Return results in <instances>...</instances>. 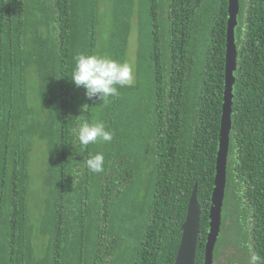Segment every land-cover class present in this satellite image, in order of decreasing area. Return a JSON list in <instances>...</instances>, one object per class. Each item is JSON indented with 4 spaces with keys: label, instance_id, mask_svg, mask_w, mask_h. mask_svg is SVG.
<instances>
[{
    "label": "trees",
    "instance_id": "obj_1",
    "mask_svg": "<svg viewBox=\"0 0 264 264\" xmlns=\"http://www.w3.org/2000/svg\"><path fill=\"white\" fill-rule=\"evenodd\" d=\"M238 5L222 206L244 224L221 211L212 264H264V0ZM227 18L228 0H0V264H174L195 185L203 264ZM79 53L129 63L132 85L87 99L70 81ZM81 120L111 142L82 147Z\"/></svg>",
    "mask_w": 264,
    "mask_h": 264
},
{
    "label": "water",
    "instance_id": "obj_2",
    "mask_svg": "<svg viewBox=\"0 0 264 264\" xmlns=\"http://www.w3.org/2000/svg\"><path fill=\"white\" fill-rule=\"evenodd\" d=\"M238 0H228L226 50L224 69V92L216 158L215 179L209 207V224L206 236L203 264H212L213 249L221 226V211L226 185L227 152L231 127L232 87L236 66L235 27L237 25ZM200 226V203L197 201L196 185L191 192L185 220L180 227L181 239L174 264H195L196 247Z\"/></svg>",
    "mask_w": 264,
    "mask_h": 264
},
{
    "label": "clouds",
    "instance_id": "obj_3",
    "mask_svg": "<svg viewBox=\"0 0 264 264\" xmlns=\"http://www.w3.org/2000/svg\"><path fill=\"white\" fill-rule=\"evenodd\" d=\"M71 82L77 88H83L89 100L107 103L110 97L119 95V88L129 87L133 83V68L127 62H120L106 55L79 53L75 57ZM90 105L81 106L85 112ZM80 115L79 117H82ZM76 137L82 147L95 144L98 141L111 142L113 134L100 121L81 120L74 129ZM87 168L93 173H100L104 168V156L101 153L90 154L85 161ZM259 254H252L249 264H260Z\"/></svg>",
    "mask_w": 264,
    "mask_h": 264
},
{
    "label": "rangeland",
    "instance_id": "obj_4",
    "mask_svg": "<svg viewBox=\"0 0 264 264\" xmlns=\"http://www.w3.org/2000/svg\"><path fill=\"white\" fill-rule=\"evenodd\" d=\"M135 35H134V32L131 34V37L133 38ZM134 44H132L131 45V47L129 48V50H131V51H134ZM36 152V150L34 151V153ZM34 157H36V158H34ZM34 157H33V159H32V170H31V172H38V168H37V165L40 163V161H39V157L38 156H36V155H34ZM130 194V193H129ZM119 207V206H118ZM117 207V210H116V216H117V214L119 213L118 212V210H119V208ZM238 210V207L237 208H235L234 210H233V208H231V209H228V212L226 211V209H225V207H223L222 206V216H223V213L225 212V213H227L228 215H227V217L230 215V214H232V213H235L236 211ZM242 213V210H238L237 212H236V218H237V216H239V219H238V221H237V224H236V233H239L240 232V230L242 229V227H243V224H244V215H243V213ZM223 218V217H222ZM241 221V222H240ZM239 222H240V225H239ZM228 224L229 225H231V221H230V218H229V222H228ZM247 226H245L246 228H248L249 227V221H248V223L246 224ZM119 230L121 231V232H123V228L122 227H120L119 228ZM222 234H223V231H222V229L220 228V233H219V235L220 236H218L219 238L220 237H222ZM239 236H241V234H239ZM242 239V238H241ZM131 242V241H130ZM234 250H235V253L232 255V256H230V255H227L228 257H226V259H228V261H230V260H233V259H238L239 258V255H240V252H239V249H235V248H233ZM226 251H229V250H227V248H224L223 246L221 247V249H220V254H222V256L224 255V254H226ZM238 254V255H237Z\"/></svg>",
    "mask_w": 264,
    "mask_h": 264
}]
</instances>
